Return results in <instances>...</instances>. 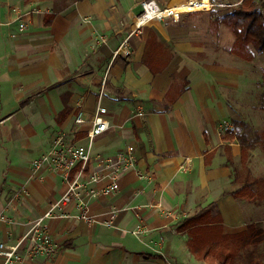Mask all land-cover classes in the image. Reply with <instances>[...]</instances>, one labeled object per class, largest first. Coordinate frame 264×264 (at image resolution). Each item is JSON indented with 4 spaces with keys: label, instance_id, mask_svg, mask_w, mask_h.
I'll return each mask as SVG.
<instances>
[{
    "label": "crops",
    "instance_id": "0c3cea01",
    "mask_svg": "<svg viewBox=\"0 0 264 264\" xmlns=\"http://www.w3.org/2000/svg\"><path fill=\"white\" fill-rule=\"evenodd\" d=\"M142 1L0 0V242H19L67 192L61 174L33 163L60 131L72 143L88 144L99 105L107 108L110 127L93 143L94 162L131 146L136 157L119 174L120 194L84 192L98 222L48 220L57 250L26 257L25 264H205L179 227L213 202L225 234L264 229V195L254 190L255 202L232 195L251 183L245 175L236 185L232 160L262 163L264 144L246 159L237 140L225 139L234 121L264 135L258 129L264 117L246 112L247 101L260 97L264 68L259 79L255 64L264 57L241 62L232 55L230 36L228 47L221 43L223 26L213 27L204 15L211 10L152 22L130 37ZM128 37L130 57H115ZM149 38L172 55L157 73L144 63ZM82 111L87 122L78 126ZM109 182L105 175L92 186ZM113 208L118 215L108 227L101 221ZM67 209L77 213L71 204Z\"/></svg>",
    "mask_w": 264,
    "mask_h": 264
},
{
    "label": "built area",
    "instance_id": "2783aa9c",
    "mask_svg": "<svg viewBox=\"0 0 264 264\" xmlns=\"http://www.w3.org/2000/svg\"><path fill=\"white\" fill-rule=\"evenodd\" d=\"M227 6L228 4L225 3L215 6L211 0H182L176 5L163 7L157 0H144L141 2V11L135 18L130 37L152 22L166 20L178 22L182 14L186 12L209 11L216 7L224 8ZM119 55L126 58L130 57L129 37L115 51L114 56ZM106 113H108L106 107L101 105L97 107L87 133L88 144L72 143L68 139V132L60 131L56 134L52 147L34 161L33 167L35 170L49 167L53 172L61 174L68 184V190L40 218L32 223L29 232L19 242L15 244L0 242V264H25V258L29 256L53 255L57 250V246L47 224L50 219L75 217L88 224L98 222L83 200L84 192L91 196L105 197L120 194L119 174L123 170L134 167L136 157L134 147L131 146L127 152L120 153L116 158H109L106 162H94L91 152L93 143L98 136L110 127L108 120L104 117ZM85 116L86 114L83 111L77 115L75 122L78 126L87 122ZM91 164L94 165L92 168L90 167ZM74 170H76L75 175L71 177ZM105 175L110 178V182L105 187L92 186V184L102 181ZM21 193L25 195L27 190L24 189ZM70 204L77 209L75 215L67 209ZM117 215L118 210L113 208L109 218L101 221V223L112 227L115 224ZM141 232L143 230L139 228L138 234Z\"/></svg>",
    "mask_w": 264,
    "mask_h": 264
},
{
    "label": "trees",
    "instance_id": "16d2710c",
    "mask_svg": "<svg viewBox=\"0 0 264 264\" xmlns=\"http://www.w3.org/2000/svg\"><path fill=\"white\" fill-rule=\"evenodd\" d=\"M212 1L228 4L227 7L211 10L209 16L213 27L226 26L233 33L235 41L230 53L247 62L254 61L256 53L264 55V0L261 3L257 0H241L239 3L232 0ZM159 50L164 54H160ZM171 58L172 55L162 45H156L149 38L144 63L153 73L164 69ZM186 85L181 93L186 90ZM261 87L260 103L264 111V73ZM233 125L232 132L226 133L225 139L237 140L246 155L264 144V135L254 131L249 124L234 121ZM232 195L250 202L257 200L249 184L232 192ZM179 232H188L190 251L205 264H264V252L260 250L264 244V230L249 228L241 233L225 234L216 202L204 208L198 207L195 215L182 222Z\"/></svg>",
    "mask_w": 264,
    "mask_h": 264
},
{
    "label": "rangeland",
    "instance_id": "374dc122",
    "mask_svg": "<svg viewBox=\"0 0 264 264\" xmlns=\"http://www.w3.org/2000/svg\"><path fill=\"white\" fill-rule=\"evenodd\" d=\"M161 1L162 0H157L158 3H162ZM180 1H182V0H179L178 3ZM240 1L241 0H232V2H234V3H239ZM257 1H258V3H261V0H257ZM171 2H172L173 5L178 4L176 1L173 2V0ZM171 2H169V4H171ZM224 2L225 1H220V2L213 3V1H212V3L215 6H217L220 3H224ZM216 8L221 9L220 7H216ZM204 15L207 17V19H209V20L211 19L208 12L205 13ZM145 31H143L142 33L143 34L146 33ZM224 31L226 33H224ZM220 36H222L221 37V43L225 47H228L229 46V42H230L229 36H230L232 42L235 41V37H234L233 33L231 32V30L229 28H227L225 26H223V31H221V35ZM260 55H262V54H260ZM262 56L264 57V55H262ZM239 61L243 62L242 60H239ZM254 61H255V59H254ZM255 67L257 68L256 75L259 76V79H260V77L262 75V73L260 71L264 68V59L263 60H260L259 59V61L257 62V65L255 64ZM258 70H259V72H258ZM254 74H255V72H254ZM261 92H263V88H261V86H259V93H258L259 96H260V93ZM255 98H256L255 101H252L251 102V105H250V102L247 101L248 102L247 105H249V106H247L246 112L247 113H250L251 115L264 117V111H262V109H261V103L259 101V98L260 97L255 96ZM262 126L259 127L258 129L260 131H263L264 132V121L262 122ZM263 153H264V151H263ZM258 156H259V153H258ZM248 157H249V154L246 155V159ZM262 158H263L262 163L260 162V160L258 158H256V161L257 162H256V165L255 166H253V165L250 166L249 165L250 162L245 163V166H244V164H241L239 161L234 162L232 160V177L236 179V183H237L236 185L237 186L242 185L239 181L246 175V177H245L246 180L248 182H251L249 185L253 188V190H256L255 191L256 194H263L264 195V157H262ZM242 181H244V180H242Z\"/></svg>",
    "mask_w": 264,
    "mask_h": 264
},
{
    "label": "bare ground",
    "instance_id": "6f19581e",
    "mask_svg": "<svg viewBox=\"0 0 264 264\" xmlns=\"http://www.w3.org/2000/svg\"><path fill=\"white\" fill-rule=\"evenodd\" d=\"M181 2V1H180ZM178 3V2H177Z\"/></svg>",
    "mask_w": 264,
    "mask_h": 264
}]
</instances>
